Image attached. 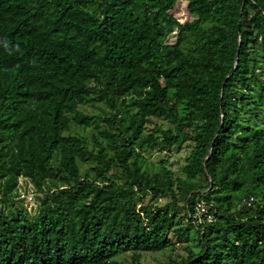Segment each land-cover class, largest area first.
<instances>
[{
    "label": "trees",
    "instance_id": "obj_1",
    "mask_svg": "<svg viewBox=\"0 0 264 264\" xmlns=\"http://www.w3.org/2000/svg\"><path fill=\"white\" fill-rule=\"evenodd\" d=\"M178 1L0 0V203L21 177L44 193L35 216L0 210V264L162 252L186 231L180 212L201 249L167 264H264V83L251 57L264 50V0H189L184 24ZM98 103L102 116L79 109ZM151 118L171 125L161 139L144 135ZM73 124L99 129L97 153ZM185 144L186 179L142 168L143 153ZM198 205L211 221L194 218Z\"/></svg>",
    "mask_w": 264,
    "mask_h": 264
},
{
    "label": "rangeland",
    "instance_id": "obj_2",
    "mask_svg": "<svg viewBox=\"0 0 264 264\" xmlns=\"http://www.w3.org/2000/svg\"><path fill=\"white\" fill-rule=\"evenodd\" d=\"M189 0H179L176 7L171 12L173 17L179 21L181 24L191 22L194 20L193 15L189 12ZM178 29L175 28L167 37L168 44H174L177 41ZM256 53L251 52L252 59L256 60L257 63V72L259 74L258 79L264 83V50L261 47L254 49ZM85 114L88 115H104L108 112V108L103 103H98L94 105L81 106L79 108ZM131 116L136 112L132 107L125 109ZM263 125V124H262ZM171 125L163 120L151 118L150 122L146 125L145 136L148 134H154L155 137L161 139L162 130H167ZM105 126H101L103 130ZM70 135H78L84 137L88 140L90 144V149L97 153L96 139L102 140L99 129L95 126L84 128L79 127L76 124H73L70 130ZM106 145L105 142H103ZM191 145L185 144L180 150L172 148L171 150L160 147L142 154L140 163L144 170H148L150 173L154 174L156 172L162 171L167 168L175 173V176L181 179H186L184 173V167L187 162V158L191 152ZM61 163V156L56 154L52 164L55 167H58ZM95 164L92 163H79L81 174H94L93 167ZM114 172L116 175V181L118 183H123V180L120 178L119 168L115 169ZM196 183L204 187L207 186V182L204 177H199L196 180ZM53 187L52 182H46V189ZM11 198L7 199L5 202L0 203V210L4 211L6 214L11 213L15 208L27 211L31 216L37 215L42 208V201L44 199V193L38 191L31 182L26 180L24 177H21L19 180V185L17 190L10 196ZM170 198H153L148 195L145 199V204L155 205L157 207H164L170 202ZM194 218H198L199 222L211 221L212 216L208 215L205 211L203 205H198L196 208V215H193ZM178 217H181V220L178 221L175 228L186 229L184 235L179 236L174 232H171L169 237L173 240L174 245L162 252L152 253H138L134 254L131 252L125 253L113 261L116 264H134V256L139 255L140 264H167L170 260H181L186 257L187 252L186 248H191L194 251H200L199 243V229L196 221L191 222L190 216L185 214V212H180ZM174 228V229H175Z\"/></svg>",
    "mask_w": 264,
    "mask_h": 264
},
{
    "label": "built area",
    "instance_id": "obj_3",
    "mask_svg": "<svg viewBox=\"0 0 264 264\" xmlns=\"http://www.w3.org/2000/svg\"><path fill=\"white\" fill-rule=\"evenodd\" d=\"M254 202V198L252 197L249 201V206Z\"/></svg>",
    "mask_w": 264,
    "mask_h": 264
}]
</instances>
